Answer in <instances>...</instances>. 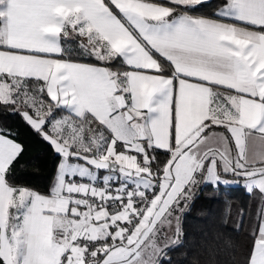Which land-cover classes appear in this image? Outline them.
<instances>
[{"label":"snow or ice","instance_id":"snow-or-ice-1","mask_svg":"<svg viewBox=\"0 0 264 264\" xmlns=\"http://www.w3.org/2000/svg\"><path fill=\"white\" fill-rule=\"evenodd\" d=\"M210 6L0 0V109L53 159L45 192L17 185L0 125V264H172L197 186L233 184L240 264H264V0Z\"/></svg>","mask_w":264,"mask_h":264},{"label":"trees","instance_id":"trees-1","mask_svg":"<svg viewBox=\"0 0 264 264\" xmlns=\"http://www.w3.org/2000/svg\"><path fill=\"white\" fill-rule=\"evenodd\" d=\"M217 0H210L212 11ZM0 125L19 132V140L25 151L14 168L15 183L40 192H45L53 171L52 153L38 137L33 136L10 111L0 109ZM230 208L231 214L225 216ZM256 199L241 187L233 184L212 187L197 186L182 217L183 242L168 251L172 264H240L242 251L248 245L247 228L250 218L245 217V230L237 233L232 228L239 219L240 209L254 212ZM226 220V225L221 224ZM231 242V244H229Z\"/></svg>","mask_w":264,"mask_h":264}]
</instances>
